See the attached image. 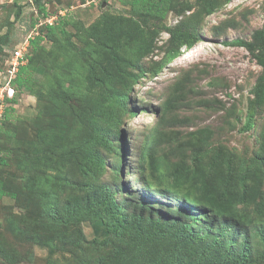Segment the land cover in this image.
Here are the masks:
<instances>
[{"label":"trees","instance_id":"1","mask_svg":"<svg viewBox=\"0 0 264 264\" xmlns=\"http://www.w3.org/2000/svg\"><path fill=\"white\" fill-rule=\"evenodd\" d=\"M33 1L44 19L54 16L43 0ZM120 1L132 15L103 11L70 31L67 27L76 21L65 14L50 23L44 20L28 39L26 63L11 80L15 93L5 96L0 119V141L16 131L23 139L16 160L21 182L0 176V199L10 197L23 209L12 214L7 230L65 256L62 261L50 257L48 264H264V132L249 159L225 145L210 146L212 132L205 127L189 132L182 142L160 125L144 132L137 148V179L167 197L169 205L145 197L140 185L126 183L120 160L112 163L105 153L118 152L111 135H118L114 128L122 113L135 112L127 103L134 85L193 47L201 39L205 16L229 0L186 1L177 9L182 18L172 27L163 18L173 0ZM161 30L169 33L160 46L162 55L146 62ZM8 32L0 35L4 75L17 47L9 52L3 47ZM43 40L50 47L42 53ZM224 43L247 48L261 67L241 127L249 131L264 106V24L249 40ZM40 68L42 78H37ZM187 80L183 75L170 90L164 115L183 97ZM21 89L35 98L32 116L18 118L10 105ZM12 152L0 143V166L7 165ZM85 221L100 222L105 236L86 240ZM2 236L0 264L18 263L20 252ZM31 255L27 252L25 260Z\"/></svg>","mask_w":264,"mask_h":264},{"label":"rangeland","instance_id":"2","mask_svg":"<svg viewBox=\"0 0 264 264\" xmlns=\"http://www.w3.org/2000/svg\"><path fill=\"white\" fill-rule=\"evenodd\" d=\"M186 1L191 4L195 2L173 0L171 8L163 18L164 25L172 27L182 18L183 15L178 14L177 9ZM43 3L48 11L54 13V16L48 18L49 21H55L65 14L74 18L75 24L67 27L70 31L90 24L103 11L132 15L130 6L120 0H43ZM18 7L19 14L16 15ZM194 10L193 6L185 14ZM44 20L47 22L38 12L33 0H0V35L9 30L3 47L9 52L20 43L28 42V39L37 34L38 28L45 23ZM263 24L264 0L224 2L213 13L205 16L199 28L201 39L193 47L183 50L178 57L165 64L156 76L147 75L134 85L127 103L135 108V112L122 113L114 128L118 130V135H111L118 152H105L108 161L114 163L116 159L120 160L118 169L124 174L128 173L126 183L140 185L145 191V197L170 204L167 197L154 194L152 187L144 186V182L137 179V148L141 136L154 125H160L166 132H173L172 136L178 142L184 141L189 132L205 127L212 132L210 146L225 145L228 150L245 159L254 157L258 148L257 137L264 132V106L257 113L254 126L249 131H244L241 127L246 105L252 97L250 90L261 67L247 48L227 45L224 42L235 38L249 40L252 33ZM168 37L167 31H160L156 38V48L146 58V62L151 59L159 60L162 55L160 46ZM49 47L50 41L41 42L42 53ZM10 59L6 61L7 65ZM4 61L0 53V65ZM34 61L36 63L37 59ZM42 69L38 70L37 78H42ZM183 75L188 76L183 87V97L174 107H169L164 115L163 103ZM3 76L5 75L0 72V78ZM16 94L17 100L10 103L15 108L16 116H32L35 113L34 96L22 89ZM0 143L14 151L8 157L7 165L0 166V176L10 180L14 176L19 178L17 182L20 183L22 172L16 162L23 149L20 132L9 134ZM167 149L168 146L161 151ZM170 157L174 159L175 156ZM110 177L107 167L105 178L108 180ZM115 197L121 199L120 194H115ZM22 210L10 197L0 199V232L5 242L20 252L17 256L20 261L16 264H48L50 257L61 258L62 261L65 256L53 253L45 246L21 240L7 230L12 214H19ZM81 229L86 240L105 236L103 226L98 221H85L81 224ZM27 252L32 254V259L25 260Z\"/></svg>","mask_w":264,"mask_h":264},{"label":"built area","instance_id":"3","mask_svg":"<svg viewBox=\"0 0 264 264\" xmlns=\"http://www.w3.org/2000/svg\"><path fill=\"white\" fill-rule=\"evenodd\" d=\"M46 20L49 23L52 22V20L49 21L48 18ZM27 47H28V42L20 43L19 45H17L15 49L12 50L10 57L11 59L9 61L10 63L6 68V73H5L6 80L2 85H0V119L3 113V105H4L3 102L5 96L12 97L15 93V90L10 83L11 80L15 77L18 68L24 63H26L27 59L25 58V54L27 52Z\"/></svg>","mask_w":264,"mask_h":264}]
</instances>
